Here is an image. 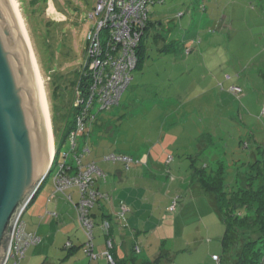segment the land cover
Masks as SVG:
<instances>
[{"label": "rangeland", "instance_id": "obj_1", "mask_svg": "<svg viewBox=\"0 0 264 264\" xmlns=\"http://www.w3.org/2000/svg\"><path fill=\"white\" fill-rule=\"evenodd\" d=\"M16 1L44 83L57 164H63L70 147L63 138L62 127L66 123H62L61 114L67 113L68 103L74 100L80 71L86 63L84 48L87 34L93 28L88 15L97 0ZM148 18L161 24L160 31L166 41L170 45L175 41V50L160 56L149 46V58L141 70L132 71L131 81L119 103L100 113L93 124V132L87 139L90 154L84 160L95 162L100 169L123 170L120 163L107 162L105 157L141 153L148 159L150 153L151 159L162 167L158 177L168 180L163 173L164 165L172 158L168 169L176 179L174 187L187 179L189 182L192 160L197 167L208 166V173L210 167L215 169L222 162L226 169L224 184L232 190L240 184L246 187L249 182L240 173L245 172L248 163L260 161L264 167V0H162L150 6ZM58 109L61 114L57 113ZM82 142L85 141L77 143L82 146ZM70 160L71 155L67 161ZM54 172L40 190L39 200H46L52 193ZM165 183L158 182L159 189H153L157 200L164 192L161 186L166 187ZM179 198L181 203L178 200L173 216L176 219L172 236L160 237L161 232L156 229L160 217L155 216V223L147 229L150 234L147 256L154 261L160 255L157 264H215L211 258L212 254L222 255L224 225L209 209L207 197H198L194 203L195 199L182 191ZM152 202L156 204L154 209L137 216L142 239L146 236L142 224L148 222L154 210L162 207L158 201ZM30 212L24 219H28ZM125 214L131 216L127 211ZM243 214L237 213L238 217ZM127 217L122 220L116 214L112 218L115 231L126 225ZM98 225L93 229L96 245L100 239ZM74 230L79 236L74 233L71 241L82 243L79 256L83 255L84 262L89 264L84 251L86 234L81 227ZM258 231V227L236 229L234 239L241 243L253 240L259 237ZM106 241L102 251L96 246L100 252L93 253L98 256L96 260L108 263L102 256ZM63 242L58 246L61 254L56 257L60 261L39 258L34 264H63L62 257L68 255ZM235 253L227 250L225 264L233 263ZM25 262L23 259L22 263Z\"/></svg>", "mask_w": 264, "mask_h": 264}, {"label": "built area", "instance_id": "obj_2", "mask_svg": "<svg viewBox=\"0 0 264 264\" xmlns=\"http://www.w3.org/2000/svg\"><path fill=\"white\" fill-rule=\"evenodd\" d=\"M161 2L162 0H97L93 11L88 15L93 28L87 34L84 48L86 63L80 71L81 76L74 91L72 106L76 115L73 128L67 136L70 151L65 155L63 164H57L56 158L51 162L50 174L55 170L52 177L55 193L65 194L73 188L78 191L76 202L73 203L69 196L67 198L73 204L78 223L86 234L87 247L84 251L91 261H95L98 256L93 253L94 223L90 212L101 199H110L97 188L98 182L104 180L103 171L94 162L84 163L83 158L89 151L87 146L81 149L82 146L77 142L85 141L90 135L100 113L111 110L119 103L137 64L135 50L147 22L148 10L150 6ZM235 90L240 92L239 88ZM70 155L72 161L68 162ZM105 161L122 163L126 167L134 163L131 157L123 154H110L105 157ZM176 206L177 202L173 201L168 211L174 213ZM126 211L127 208L121 205L119 215L123 216ZM103 228L108 232L107 221L103 223ZM39 242L40 237L27 232L25 223L20 218L10 237L3 264H21L27 250ZM70 246V243L66 244V247ZM106 246L107 250L102 256L113 264L109 253L111 242L107 241ZM212 260L218 263V256L213 255Z\"/></svg>", "mask_w": 264, "mask_h": 264}, {"label": "crops", "instance_id": "obj_3", "mask_svg": "<svg viewBox=\"0 0 264 264\" xmlns=\"http://www.w3.org/2000/svg\"><path fill=\"white\" fill-rule=\"evenodd\" d=\"M90 142L92 143V141ZM92 144V146H94L95 143ZM124 154L126 156L128 155L126 153ZM88 155H86L84 159L88 157ZM129 156H131L132 159L136 161V163H132L128 168H125L122 163H120V165L123 170H120L119 168L116 170L115 168L104 170L101 168V170L105 174V178L104 180H100V182L97 184V188L100 192L103 191L106 193V195L109 194L108 196L110 200H100L97 203L98 205L96 204L91 210L94 228L96 223H99L98 228H100L97 234V237L100 238L98 239L99 243L97 245L95 244L93 232V243L95 249L93 251H96L95 253L102 251V246H104L105 240H107L110 241L112 245L110 252L114 259L113 264L114 262L115 264H152L153 261H150L151 258H149L146 254L147 244L150 238L148 237V235L150 234H147V229L149 228V226H151L152 222L154 224L156 221V217H160L158 218L159 220H157L158 222L156 226V229L160 230L161 232L160 237L164 238L166 234L172 236V233L174 231L173 223L176 219H174L173 217L175 216L176 211L174 213L168 211V208L172 204V202L177 199V202L179 200V203H181L179 195L180 193H182V191L190 195L192 199H195L193 201L194 203L196 202L198 197H202L204 195L198 187L190 186L188 179L183 181L182 184H177V187H174L172 185L176 183V179H174V177L170 175V171L168 169L171 167V164L173 162L172 158L170 162L165 161L164 165L165 172L163 173H165V175L169 177L168 181L164 179V177H161V179L158 177V174H160L162 171V167H160L159 163L151 159L150 153L148 154V159H146V157L141 153H139L138 155ZM87 161L89 160H86V162ZM163 163L164 162H162V165ZM158 182H166V187L161 186V189L164 192L159 195V199L157 200L156 196L153 195L157 194L154 191L155 188L159 189V186L157 184ZM159 184L161 185L163 183ZM43 186L44 184L41 186L38 193L31 201L22 216L26 231L29 233H35L40 237V242L27 250L26 254L30 252V256L26 260L27 256L25 254L24 262H26L24 264H34L39 258L53 259L56 262L60 261L56 257L61 254L58 250V246L63 241V249L68 252V255L64 258L62 257L61 262L63 264H81L77 262L86 264L84 262L83 255H81V257L79 256V254L82 252L79 251L81 246H83L82 243L80 242L76 244L75 242L71 241V237L74 236V233L77 237L79 236V233L74 229L80 228V225L77 220L76 211L71 201L67 197L69 196L73 202L76 201L78 196L76 191L77 189H69L66 191L67 194L66 192L65 194L55 193L52 189V193L48 195L46 200H39V193ZM181 188H184V190H182ZM174 194L176 195L173 197ZM151 196L153 197V199L150 198ZM74 197L76 198V200L74 199ZM152 200L161 203L162 207L154 210L152 212L153 216L148 219V222H144L142 224V229L146 230V233L144 234L146 236L144 239H142V232L138 231V226L141 224V222L139 218H137V216H140L143 211L148 213L149 210L154 209L156 204L153 203ZM67 201H69L71 205H69ZM150 204H153L154 206L150 207ZM121 205L127 208V213H129V215L131 216L127 217V214H125L124 217H127L125 219L126 225H121L120 229L115 231V228L112 226L111 221L113 217H116V214H120ZM209 209H211V207ZM30 210L31 212L28 219H24V215ZM180 210L181 214L183 212L182 206ZM107 216L109 217V229L107 230L108 232H106L103 228V223L107 221ZM123 219L124 218H122V220ZM67 237L68 239L65 240ZM67 242L71 243L70 247L65 246ZM129 242L131 243V246H128ZM96 246H100V251H97ZM132 246L135 247V249L137 247L138 251H136V253L132 252ZM144 250L146 252H144ZM213 255L216 254H212V256ZM85 257L87 258V256ZM88 261L89 264H108L105 260H95L94 262L90 260ZM211 261L216 264V262L213 261L212 258Z\"/></svg>", "mask_w": 264, "mask_h": 264}, {"label": "water", "instance_id": "obj_4", "mask_svg": "<svg viewBox=\"0 0 264 264\" xmlns=\"http://www.w3.org/2000/svg\"><path fill=\"white\" fill-rule=\"evenodd\" d=\"M49 152L32 54L11 0H0V264L16 223L49 177Z\"/></svg>", "mask_w": 264, "mask_h": 264}, {"label": "trees", "instance_id": "obj_5", "mask_svg": "<svg viewBox=\"0 0 264 264\" xmlns=\"http://www.w3.org/2000/svg\"><path fill=\"white\" fill-rule=\"evenodd\" d=\"M145 26L142 37L135 50L137 59L135 70H141L143 68L144 63L149 58L147 53L150 45L155 48L160 56L175 50V41L171 42V45L170 42L166 41L164 34H162L163 31H160L162 28L160 23L151 22L148 18ZM55 96L58 100L59 97H57L56 93ZM70 103H72V101H70ZM70 103H68L69 107L66 114H61L60 109L57 110V113L59 112L61 114L62 123H66L63 124L62 131L64 134L63 138L67 142L68 132L73 128V121L76 115V112L71 109ZM91 132L93 131L91 130ZM89 137L90 136L85 139L86 145H82L81 149L87 146L90 152L87 141ZM82 144L84 143L82 142ZM57 156L58 153L56 151V159ZM85 162L86 161H84V163ZM134 163H136L135 160ZM124 167L128 168L129 166ZM207 168L208 166L197 167L194 160H192L189 184L190 186L198 187L202 194L207 197L211 209L216 213L221 223L224 225V234L221 238L222 255L218 257L220 260L219 263L216 264H225V262H227L228 256L226 252L229 249L236 251L232 264H261L264 256V167H262L260 161H255L250 164L248 163L245 167V172L240 173L242 177L249 182L247 184V186H249L248 191L246 190L247 186L244 187L242 184L238 185V188L233 190L229 189L227 185L224 184V171L226 169L222 162H218L215 169L210 167L209 173L207 172ZM253 187H257L258 189L254 191L252 190ZM174 201L177 202V199ZM251 211L252 214L250 213ZM239 212L244 213L242 217H238L237 213ZM121 217L123 218L124 215ZM90 218L92 220L91 212ZM106 219L108 222L109 217L107 216ZM251 227L259 228L257 232L259 233L258 238L246 240L242 243L239 239H234L236 229H248ZM110 251L111 250H109V253L111 255ZM132 252L136 253L135 247H132ZM111 257L113 259L112 255ZM160 258L159 255L152 264H157Z\"/></svg>", "mask_w": 264, "mask_h": 264}, {"label": "bare ground", "instance_id": "obj_6", "mask_svg": "<svg viewBox=\"0 0 264 264\" xmlns=\"http://www.w3.org/2000/svg\"><path fill=\"white\" fill-rule=\"evenodd\" d=\"M154 1V0H152ZM13 6H14V9L16 11V14L21 22V25H22V28H23V31H24V34H25V37H26V40H27V43L29 45V48H30V51H31V54H32V58H33V62H34V66H35V70H36V74H37V78H38V81H39V84H40V87H41V91H42V96H43V101H44V105H45V108H46V111H47V116H48V122H49V128H50V152H49V162H52V161H55V148H54V140H53V135H52V129H51V124H50V119H49V115H48V105L46 103V97H45V92L43 90V82H42V79H41V76L39 74V71H38V66L36 64V60H35V57H34V53H33V50H32V47H31V43H30V40H29V37H28V34H27V31H26V28H25V25H24V22H23V18L20 14V11H19V6H18V3L16 0H11ZM146 27V26H145ZM144 27V29H145ZM143 34V33H142ZM48 162V163H49Z\"/></svg>", "mask_w": 264, "mask_h": 264}]
</instances>
